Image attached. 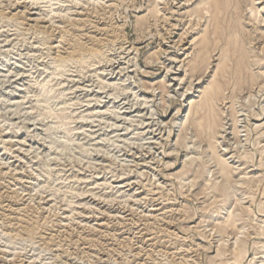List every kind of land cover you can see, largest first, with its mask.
<instances>
[{"label":"rangeland","instance_id":"1","mask_svg":"<svg viewBox=\"0 0 264 264\" xmlns=\"http://www.w3.org/2000/svg\"><path fill=\"white\" fill-rule=\"evenodd\" d=\"M0 264H264V0H0Z\"/></svg>","mask_w":264,"mask_h":264},{"label":"bare ground","instance_id":"2","mask_svg":"<svg viewBox=\"0 0 264 264\" xmlns=\"http://www.w3.org/2000/svg\"><path fill=\"white\" fill-rule=\"evenodd\" d=\"M224 128V127H223Z\"/></svg>","mask_w":264,"mask_h":264}]
</instances>
